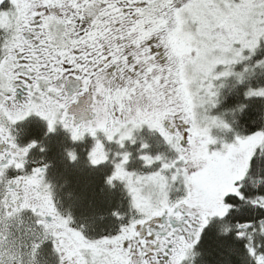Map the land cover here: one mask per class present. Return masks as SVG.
Wrapping results in <instances>:
<instances>
[{"label":"snow or ice","instance_id":"6c2138e0","mask_svg":"<svg viewBox=\"0 0 264 264\" xmlns=\"http://www.w3.org/2000/svg\"><path fill=\"white\" fill-rule=\"evenodd\" d=\"M0 264H264V0H0Z\"/></svg>","mask_w":264,"mask_h":264},{"label":"flooded vegetation","instance_id":"af4514ba","mask_svg":"<svg viewBox=\"0 0 264 264\" xmlns=\"http://www.w3.org/2000/svg\"><path fill=\"white\" fill-rule=\"evenodd\" d=\"M34 134L41 135L42 128L36 127L34 130ZM48 143H49V152L47 155L50 159L54 161V167L51 171L61 182H63L64 179H67L69 181V183L63 189V194L65 195L66 203L71 204L73 206V210L75 214L77 215V217L79 218L80 217L79 212L77 211L76 206H75L76 199L78 198L79 189L77 187L75 189V184H73L70 181V179L73 176L78 178L76 175H78L79 171L81 170L82 173L85 171H91V172L101 171L100 177L102 176V180H103L105 171L107 169L106 168L105 169L90 168L88 166L87 160L85 159L83 151H81L80 159L75 164L69 163L64 154V149L71 145H70V141L68 140L67 134L63 132L62 130H58L56 134L51 136L49 138ZM79 147L83 148L84 145H80ZM87 179L92 180L93 178L88 177ZM107 190L116 192V195L120 198L121 202L123 201L126 204V201L123 200V196L121 194L119 187L116 189H112V190L107 188ZM68 193H72V195L68 196Z\"/></svg>","mask_w":264,"mask_h":264},{"label":"trees","instance_id":"16d2710c","mask_svg":"<svg viewBox=\"0 0 264 264\" xmlns=\"http://www.w3.org/2000/svg\"><path fill=\"white\" fill-rule=\"evenodd\" d=\"M235 99L236 96L233 95L230 97L229 103L234 102ZM253 115V110L249 109L242 117V120H251ZM249 126L254 127L255 125L250 124ZM100 173L101 171H85L82 173L80 170L79 174L76 175L78 178L73 176V179H70V181L75 184V189L76 187L79 189L75 206L80 217L84 215L89 216L94 212H108L121 203V200L116 195V192L108 191L107 188L104 187ZM88 177H92L93 179L88 180ZM107 222L108 221H105V223Z\"/></svg>","mask_w":264,"mask_h":264}]
</instances>
